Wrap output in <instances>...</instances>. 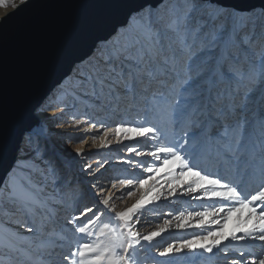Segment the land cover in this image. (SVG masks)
<instances>
[{
    "label": "snow or ice",
    "instance_id": "snow-or-ice-1",
    "mask_svg": "<svg viewBox=\"0 0 264 264\" xmlns=\"http://www.w3.org/2000/svg\"><path fill=\"white\" fill-rule=\"evenodd\" d=\"M73 7L13 0V13L0 18V206L11 214L0 248L21 264H40V253L51 264H141L150 247L165 258L156 264H174L225 241H257L259 253L237 249L230 264H264V0L130 5L74 62L65 94L93 111L72 115L82 135L63 140L57 155L51 128L36 117L52 119L50 97L65 91L63 81L31 106L23 96L49 51L71 56L89 41L90 26L63 12ZM127 112L134 116L115 119ZM113 144L127 167L106 175L111 161L91 153ZM185 197L198 203L155 211ZM148 212L161 222L142 232ZM189 229V238L156 246L163 234Z\"/></svg>",
    "mask_w": 264,
    "mask_h": 264
},
{
    "label": "water",
    "instance_id": "water-1",
    "mask_svg": "<svg viewBox=\"0 0 264 264\" xmlns=\"http://www.w3.org/2000/svg\"><path fill=\"white\" fill-rule=\"evenodd\" d=\"M56 2L77 5L71 9H64L63 12L69 18L81 16L85 24L90 26V39L86 43L78 44L71 56L59 55L53 48L38 61L28 73L27 87L23 96V103L27 106L49 97L58 82H64L65 77L68 78L72 74L74 62L91 50V41L108 36L113 27L125 18L129 6L142 0H56ZM151 2L155 3L156 0ZM12 13L13 9L4 17ZM36 118L41 121L38 116Z\"/></svg>",
    "mask_w": 264,
    "mask_h": 264
},
{
    "label": "bare ground",
    "instance_id": "bare-ground-1",
    "mask_svg": "<svg viewBox=\"0 0 264 264\" xmlns=\"http://www.w3.org/2000/svg\"><path fill=\"white\" fill-rule=\"evenodd\" d=\"M7 13H6V11H0V18H3ZM79 67L83 68L84 66L79 65ZM74 76H75V71L73 70L72 74L67 79H65V81L63 82V86H64L65 91H57V92H60L62 94V96H60V98L58 100V103L61 104V102H63L62 99H65L67 96H70V95H67L65 93L67 91L71 90L72 80H73ZM53 98L55 99L54 96H51L50 101ZM73 102H75L80 109H82V108L83 109H90L91 112L93 111V109L88 107L87 104H85V103H81L78 101H73ZM57 109L58 108L56 106L52 110L49 109L48 116L52 117V119L46 120L44 117L38 116L39 118H42L41 121L46 128H49V127L51 128L50 135L52 133L58 131L57 127L55 126L56 118L54 117L58 112ZM130 114H132V112L127 114L128 118H130V116H129ZM116 118H117V116L115 117V119ZM118 118H120V116H118ZM108 150L106 148L100 149V150H98L97 153L102 155V157H106V156H108L106 154ZM111 163H113V162L111 161ZM111 167L114 169H117L118 165L111 164ZM108 172H109V170H108ZM40 186H43V185L38 184V187H40ZM256 188H257L256 185H252L251 188L249 189V191H252L253 189H256ZM129 203H131V201H129ZM197 203L198 202L190 201L189 198L185 197V198H182V199L175 201L173 203H170V204L167 202H162L160 208L155 209V211L159 212V213H163V212H166L169 210H171V211H179V210H185V209L191 210V208L194 205H196ZM5 214L11 215L9 213V210L7 207L0 206V237H2L4 230H5V226L7 224V222H5L2 218V216ZM146 219L148 220V223L143 224V227H141L142 232L153 230L154 225L161 222L157 216H154L152 214V212L147 213ZM138 227H140V226L138 225ZM192 231H194V230H192V229L176 230V231L172 232V234L165 233L161 237L157 238L158 243L156 246L163 248V247L167 246L168 243H170L174 240L189 238ZM237 249L244 251L246 254L259 253L261 251V245L257 241L240 242V243L233 242V241H225L223 244H221L219 249H214L213 253H211V254L204 253V252H202V250L198 251L197 253H186V254L182 253V254H180V256L178 258H176V260L174 261V264H230L231 259H234V258L238 259L239 258L238 253H237ZM57 251H59V250H57ZM139 256H140L141 264H156V262L158 260H164L165 259V258L155 257L154 251L150 247L146 248L143 252H141L139 254ZM37 259L39 260L40 264H51L50 257L47 253H40L38 255ZM0 264H21V261H20V258L16 257L13 253H10V252L6 251L5 249L0 248Z\"/></svg>",
    "mask_w": 264,
    "mask_h": 264
},
{
    "label": "rangeland",
    "instance_id": "rangeland-1",
    "mask_svg": "<svg viewBox=\"0 0 264 264\" xmlns=\"http://www.w3.org/2000/svg\"><path fill=\"white\" fill-rule=\"evenodd\" d=\"M15 3H18V0H15ZM13 9V0H5V3L3 5H0V11H6V13L10 10ZM72 87V85H71ZM60 96H62V94L60 92H57L55 93L54 97L55 99L53 98L50 103L52 104V107L50 108L51 110L54 109L55 106L57 105H67V107H64L63 110L61 111L60 108H58V112L57 114L54 116L56 118V124H57V121L58 120H63L67 123H65L64 127H57L56 124L55 126L57 127L58 131L54 132L51 134V137L54 138V140H52L50 142V147H51V144H55L56 145V148H55V151H56V154L57 155H61V152L62 150L64 149V144L62 143L63 140H67V139H72L74 142L75 141H78L80 139V136L82 135V133H80L79 131H77L76 129H74L73 127H71V117L72 115L76 114V115H80L82 113H91V110L90 109H80L78 107V105L73 102L72 100V97L71 96H67L65 99H62L63 102L58 103V100L60 98ZM65 100V101H64ZM57 102V103H56ZM73 103L76 104V107L73 108L72 105ZM128 113L130 112H127V113H123L121 114L120 118H117L116 119H121L122 117L125 118V119H131L133 116H134V113L130 114V118H128ZM38 116V115H37ZM42 119V118H40ZM103 131V130H101ZM61 133H67V135H64V136H61L60 134ZM91 135V134H90ZM89 143H91V141H89ZM125 143H128L127 141ZM73 146H80V147H83L85 148V150L88 149V145L85 144V145H79L78 143H74ZM121 146L119 145H116V144H113L111 145L110 148H106L108 151H107V155L106 157H103V158H106V159H109L110 161H112L113 163L111 164H115V165H118V168L117 169H114L112 168L111 166L109 167V172L106 173V175H114V174H118V172L124 168H126L127 166L126 165H123V164H120L117 160V158L122 155L121 151L119 150ZM98 151L93 148L92 150V155L95 156L96 158H101L102 155H100L99 153H97ZM61 158L63 159V157L61 156ZM75 168L71 169L70 170V174H74L75 173ZM39 184V183H38ZM39 185H43V184H39ZM40 188H43V193L42 195H47V196H51L53 195V188L51 186H48V187H45L44 185L43 186H40ZM256 189H253L252 191H255ZM250 191V192H252ZM3 220L5 222H9L10 219H11V215H3L2 216Z\"/></svg>",
    "mask_w": 264,
    "mask_h": 264
}]
</instances>
